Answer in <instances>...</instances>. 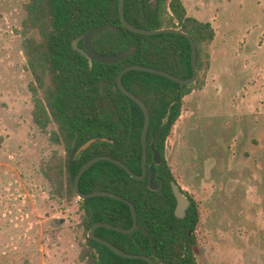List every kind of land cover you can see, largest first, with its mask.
Listing matches in <instances>:
<instances>
[{"label":"trees","instance_id":"16d2710c","mask_svg":"<svg viewBox=\"0 0 264 264\" xmlns=\"http://www.w3.org/2000/svg\"><path fill=\"white\" fill-rule=\"evenodd\" d=\"M25 11L23 49L34 77L33 91L37 93L44 86L46 73L51 81L45 99H36L33 121L40 130L50 134L52 144L66 153L64 157L55 156L46 165V177L53 197L68 203L78 201L83 213L82 227L87 243L79 261L82 264H148L125 259L88 238L97 223L131 229L132 212L127 204L110 198L80 200L74 184L81 168L100 156L119 160L135 174H143L144 114L136 103L115 89L118 76L125 68L138 65L190 79L193 76L191 44L179 35L143 36L129 31L121 22L119 0H29ZM125 16L129 23L141 29H179L191 36L198 50V79L194 85L183 87L146 72L132 71L123 77L125 88L141 99L150 112L148 165L153 162L151 145H154L162 159L156 167L159 191L150 190L149 178L137 181L109 162H99L89 169L81 178L80 190L83 194L119 195L137 210L138 229L133 234L100 228L96 231L99 238L128 254L159 259L163 264H196L199 251L194 232L201 219L200 206L183 191L191 206L185 219L175 216L177 201L172 182H178L166 158V141L180 116L183 99L206 86L211 67L210 49L217 33L212 23L190 17L183 0H156L154 4L150 0H126ZM102 25L112 26L116 31L95 37L98 53L112 56L131 49H136V53L119 64L95 62L91 68L88 60L73 48V42ZM169 111L171 115L165 125ZM51 126L55 128L49 130ZM96 137H106L115 143L92 146L81 159H76L77 151Z\"/></svg>","mask_w":264,"mask_h":264},{"label":"rangeland","instance_id":"374dc122","mask_svg":"<svg viewBox=\"0 0 264 264\" xmlns=\"http://www.w3.org/2000/svg\"><path fill=\"white\" fill-rule=\"evenodd\" d=\"M28 1L0 0V264H82L79 257L87 243L83 213L78 201L68 203L53 197L46 177V165L57 155L64 157L65 150L52 144L50 134L33 121L36 99H45L51 81L46 73L44 86L33 91L34 77L23 49ZM257 1L202 0L201 4H214L222 24L230 18L240 24L255 12ZM261 5L263 8L264 0ZM219 29L226 31L224 26ZM227 38L231 48L236 37L230 34ZM252 79L253 86H258ZM258 96L264 98V93L253 91L249 103L254 104ZM231 126L227 131L217 127L213 133L231 139L238 131ZM171 146L166 148V158ZM228 152L223 156L225 165L232 160L228 161ZM183 164L186 167L187 163ZM251 165L255 172L252 184L251 177L243 178L236 188L218 191L212 182L200 186L196 171L201 175L198 168L205 166L181 168L179 173L173 166L182 190L200 206L201 219L194 232L199 251L196 264H264V183L258 180L264 175L257 163ZM52 220L60 224L54 226Z\"/></svg>","mask_w":264,"mask_h":264},{"label":"crops","instance_id":"0c3cea01","mask_svg":"<svg viewBox=\"0 0 264 264\" xmlns=\"http://www.w3.org/2000/svg\"><path fill=\"white\" fill-rule=\"evenodd\" d=\"M183 2L188 15L202 22L212 23L217 36L211 46V67L206 86L200 91H193L183 99V107L188 113L176 129L172 139V150L167 160L174 175L173 166L177 167V173L181 168L193 170L194 165L205 166L206 168H198L201 169L199 171L201 175L196 171L201 187L212 182L217 186L215 188L217 191L223 190L224 187L231 190L236 188V184H241L243 178L249 180V177L252 184L255 172H252L254 167L251 163H257L264 175V98L258 96L254 104L249 103L253 91L264 93L262 0L256 2L255 12L251 16L250 13L247 14L248 17L240 24H234L232 22L234 18H230L229 22L224 20L222 24L219 18L220 11L214 4L208 5L205 2L201 4L202 0ZM222 26L226 27L225 32H220L219 28L222 29ZM244 32L246 34L242 35ZM230 34L231 37L235 36L237 41L231 48L227 41ZM252 78L258 81V86H253L250 82ZM231 125L238 128L237 134L231 139H222L221 135L213 133L217 127L227 131ZM221 134L226 136L227 132ZM224 143L226 145L223 146ZM227 152L228 156L231 152V156L228 157L229 162L232 158L230 165H225L223 161V156ZM193 159L197 163L193 164ZM187 160L190 161L189 164ZM183 162L187 163L186 167ZM258 180L264 183V177L259 176ZM178 185L181 187L180 183Z\"/></svg>","mask_w":264,"mask_h":264},{"label":"water","instance_id":"95a60500","mask_svg":"<svg viewBox=\"0 0 264 264\" xmlns=\"http://www.w3.org/2000/svg\"><path fill=\"white\" fill-rule=\"evenodd\" d=\"M125 2L126 0H119V13H120V18L123 26L128 29L129 31L143 35V36H158V35H165V34H172V35H179L184 38H186L192 47V69H193V76L190 79L183 80L178 77H175L167 72L161 71V70H156L153 68H147V67H142V66H129L125 68L118 76L117 79V87L115 89H119L125 96H127L130 100H132L134 103H136L142 110L144 114V128L142 132V148H143V155H142V170L143 174L142 175H137L135 174L126 164L122 163L119 160H116L114 158L108 157V156H100L97 158L92 159L89 161L85 166L81 168L79 171L76 179H75V184H74V189L79 197L80 200H88V199H93V198H98V197H104V198H110L113 200L120 201L122 203L127 204L130 207V210L132 212L133 216V227L131 229H123L120 227L112 226L107 223H97L94 225L92 230L90 231L88 238L94 242H97L99 244H102L109 248L111 251H113L115 254L125 258V259H130V260H142L147 262L148 264H162L161 260L157 259L156 262L147 257V256H142V255H132L124 252L123 250L117 248L114 246L112 243L99 238L96 235V231L100 228H106L109 230H112L114 232L124 234V235H129L133 234L137 229H138V214L135 206L129 202L128 200L124 199L123 197L110 193V192H93L90 194H83L80 190V181L83 175L91 169L95 164L99 162H109L114 165H117L124 169L133 179L137 181H143L147 178H149V188L151 191L157 192L161 189L160 184L157 181V172H156V167L159 166L162 162L161 155L160 153L155 149L154 145H151V149L153 151V162L149 166L148 165V133L151 125V116L150 112L146 106V104L139 99L137 96H135L133 93L129 92L125 86L123 85V77L132 71H140V72H146L158 76H162L164 78H167L180 86L183 87H190L194 85L197 82L198 79V50L195 41L191 36H189L187 33H185L182 30L179 29H160V30H145L138 28L126 19L125 16ZM151 4L156 3V0H150ZM116 29L112 26L109 25H102V26H97L93 29H91L89 32L85 33L83 36L79 37L73 42V48L80 52L83 56L89 58L90 62V67H93L94 62L100 63V64H106V65H113V64H119L128 58L132 57L136 53V49H131L126 52H123L118 55H112V56H105L102 54H99L95 48H94V39L100 34L108 33V32H114ZM81 40H84V49L79 48L78 44ZM179 99H180V92L178 94ZM179 101V100H178ZM178 101L176 103H178ZM175 104H173L174 106ZM171 115V111L168 112L167 117L165 119V125L168 124L169 122V117ZM115 142L109 138L106 137H96L91 140H89L86 144H84L76 153V159H81L83 154L90 149L92 146L98 145V144H114ZM76 142L73 144V148H75ZM150 173V175H149ZM172 190L175 196V199L177 201V206L175 210V216L183 220L186 218L187 211L191 206V200L189 197L181 190L179 185L176 182H172ZM190 236H192V233H190Z\"/></svg>","mask_w":264,"mask_h":264},{"label":"built area","instance_id":"2783aa9c","mask_svg":"<svg viewBox=\"0 0 264 264\" xmlns=\"http://www.w3.org/2000/svg\"><path fill=\"white\" fill-rule=\"evenodd\" d=\"M184 102V101H183ZM187 111L184 109V107L182 106V108H181V112H180V116H179V118H178V120L176 121V123L174 124V126H173V128H172V130H171V133H170V135L168 136V138H167V141H166V148H167V146L170 144V145H172V139L174 138V136H175V133H176V129H177V127H178V125H179V123L181 122V120L187 115Z\"/></svg>","mask_w":264,"mask_h":264},{"label":"flooded vegetation","instance_id":"af4514ba","mask_svg":"<svg viewBox=\"0 0 264 264\" xmlns=\"http://www.w3.org/2000/svg\"><path fill=\"white\" fill-rule=\"evenodd\" d=\"M78 46H79V48H81V49H84V40H81L80 42H79V44H78ZM95 48V47H94ZM96 50V49H95ZM78 52V51H77ZM80 53V52H79ZM81 54V53H80ZM100 54V53H99ZM85 57V56H84ZM87 60H88V62H89V58H87V57H85ZM95 63V62H94ZM89 64H90V62H89ZM51 224L52 225H54V226H56V225H59L60 224V222L59 221H57V220H52L51 221ZM156 262V261H155ZM156 264H159V263H157L156 262ZM163 264V263H162Z\"/></svg>","mask_w":264,"mask_h":264}]
</instances>
